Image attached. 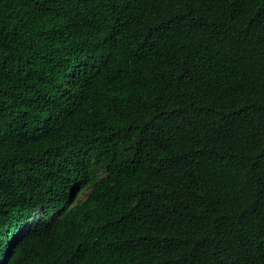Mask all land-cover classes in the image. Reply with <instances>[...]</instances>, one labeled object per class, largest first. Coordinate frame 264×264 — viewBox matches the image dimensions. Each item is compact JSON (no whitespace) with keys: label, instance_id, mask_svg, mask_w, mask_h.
I'll return each instance as SVG.
<instances>
[{"label":"trees","instance_id":"1","mask_svg":"<svg viewBox=\"0 0 264 264\" xmlns=\"http://www.w3.org/2000/svg\"><path fill=\"white\" fill-rule=\"evenodd\" d=\"M0 264H264V0H0Z\"/></svg>","mask_w":264,"mask_h":264},{"label":"rangeland","instance_id":"2","mask_svg":"<svg viewBox=\"0 0 264 264\" xmlns=\"http://www.w3.org/2000/svg\"><path fill=\"white\" fill-rule=\"evenodd\" d=\"M85 194H86L85 192H82V193H81V197H84V196H85Z\"/></svg>","mask_w":264,"mask_h":264}]
</instances>
